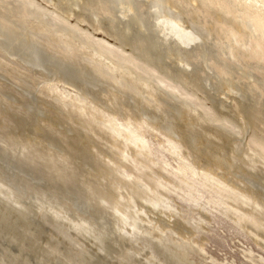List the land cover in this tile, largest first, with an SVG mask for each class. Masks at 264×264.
Masks as SVG:
<instances>
[{"label":"bare ground","instance_id":"bare-ground-1","mask_svg":"<svg viewBox=\"0 0 264 264\" xmlns=\"http://www.w3.org/2000/svg\"><path fill=\"white\" fill-rule=\"evenodd\" d=\"M212 217L264 264V0H0V264H237Z\"/></svg>","mask_w":264,"mask_h":264},{"label":"rangeland","instance_id":"rangeland-1","mask_svg":"<svg viewBox=\"0 0 264 264\" xmlns=\"http://www.w3.org/2000/svg\"><path fill=\"white\" fill-rule=\"evenodd\" d=\"M7 224L9 225L10 223L7 222ZM205 238L208 240L204 242L205 251L208 255L218 259H234L237 264H250L243 257V250L250 247V243L225 221L212 217ZM13 246H16V243ZM251 246L255 249L257 255L262 254L253 244ZM37 247L39 248V246Z\"/></svg>","mask_w":264,"mask_h":264}]
</instances>
